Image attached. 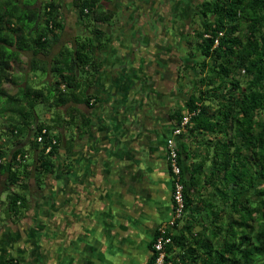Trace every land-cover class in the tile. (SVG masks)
Masks as SVG:
<instances>
[{"label":"trees","instance_id":"1","mask_svg":"<svg viewBox=\"0 0 264 264\" xmlns=\"http://www.w3.org/2000/svg\"><path fill=\"white\" fill-rule=\"evenodd\" d=\"M36 1L0 0V119L7 123L5 127L0 123V135L5 141L27 137L26 152L33 154L31 163L19 164L16 157L26 153L24 148L9 153L0 144L8 217L29 210L30 198L24 192H29L31 177L39 187L54 174L59 150L69 153L71 138L64 131L74 119L71 104L88 103L86 83L101 66L92 42L96 39L102 48L109 37L102 28L108 30L123 14V7L114 0H70L82 23L83 40H77L78 33L67 47V41H62L64 0H40L35 5ZM183 3L190 7L189 26L182 35L183 50L175 54L174 72L184 99L171 115L174 122L166 140L183 116L189 119L174 139L178 174L167 158L165 140L172 214L155 229L146 264L156 259L153 244L160 226L169 239L164 250L170 264H264V0ZM174 17L182 24L178 15ZM23 54L28 56L29 69L51 74L50 91L12 75L13 64ZM84 71L87 74L78 77ZM7 83L16 85V92L9 93ZM81 84L85 88L78 94ZM40 103L56 106L53 125L39 121L35 107ZM65 167L68 173L70 164ZM177 185L182 208L170 223L178 207L173 197ZM207 186L212 192L204 193ZM6 264L20 263L9 256Z\"/></svg>","mask_w":264,"mask_h":264},{"label":"crops","instance_id":"2","mask_svg":"<svg viewBox=\"0 0 264 264\" xmlns=\"http://www.w3.org/2000/svg\"><path fill=\"white\" fill-rule=\"evenodd\" d=\"M64 18L67 23L65 13ZM102 29L110 34L115 28ZM119 44L112 50L107 43L101 48L96 39L92 42L101 66L88 76V103L71 104L69 153L59 150L58 165L43 180L44 189L31 177L28 189L36 196L30 198L32 206L26 214L0 221V264H6L9 256L20 264H146L155 229L172 214L165 140L174 122L171 115L182 105L184 94L176 85L174 63L168 61L173 58L170 43L162 41L163 52L155 46L152 51L137 50L135 42ZM25 59L21 55L14 67ZM21 72L13 68L12 75ZM27 139L0 138V144L9 153L16 148L26 152ZM25 154L26 159L33 156ZM5 180L0 174L4 209ZM208 191L212 192L207 186L204 193Z\"/></svg>","mask_w":264,"mask_h":264},{"label":"rangeland","instance_id":"3","mask_svg":"<svg viewBox=\"0 0 264 264\" xmlns=\"http://www.w3.org/2000/svg\"><path fill=\"white\" fill-rule=\"evenodd\" d=\"M33 0H31L32 3ZM40 0H37L35 5L39 4ZM184 0H174L172 3V0H114V4L123 7L122 16L116 17L113 21V28L114 32L108 34L109 37L105 43H107L108 47L112 48V50H116L117 46L118 48L121 47L119 42L121 43V40L124 42H128V45L131 46L133 42L137 43V50H144V51H152L151 48L153 46L159 47L158 50L163 52V49L161 48L162 41H167L172 45V51L174 52V55L177 53H180V51L183 50L184 44L181 42L182 35L185 34V32L188 31L189 24L186 22L188 20L190 7L187 6V4L183 3ZM194 0H192L193 2ZM111 4H105V7L110 8ZM70 4V0H64V9L63 13L67 16L68 22L65 25V34L62 37V41H68L73 38V36L79 33V30L81 25L77 23V18L75 11ZM166 11V12H165ZM148 15L147 17L144 15ZM175 15H178V19L181 23H178L177 20H175ZM119 16V15H118ZM173 17V19H172ZM169 20V21H168ZM170 28V29H164V27ZM83 29V28H82ZM119 29V30H117ZM117 30V31H116ZM169 30V31H168ZM173 30V31H172ZM163 31V32H162ZM172 32V33H171ZM164 33V34H163ZM107 34V33H106ZM110 35H113V38L110 37ZM164 35V38L161 36ZM186 39H192L190 35L185 36ZM77 40H83V36L79 33ZM153 44V45H152ZM65 46H70V42L64 43ZM151 49V50H150ZM182 49V50H181ZM126 51V50H125ZM130 52V49H129ZM161 57L163 58L164 53H160ZM25 55V54H23ZM150 57V56H148ZM175 60L173 58H168L169 62H172L177 64L178 59L176 58V55L174 56ZM25 58L28 59V56L25 55ZM24 60L22 64L15 65L17 68H13L16 72L17 70L22 71L21 74L16 73L14 76L19 77L20 81L23 83L27 82L30 86L41 88L43 87L47 92L50 91L51 87L49 86L51 82H49L48 75H51L47 72H42L41 70H31L28 69L27 66V60ZM165 59V57L163 58ZM173 65V64H171ZM173 65V66H174ZM186 76V73H184ZM80 76H85L84 72H80ZM188 76V75H187ZM52 77V76H51ZM52 80V78H51ZM20 81H18V84H20ZM187 82H185L183 85H186ZM81 89L85 88L83 84H81ZM6 90L9 93H14L17 90L16 85L12 84H5L4 85ZM178 87V86H177ZM3 99L0 98V101ZM35 111L37 114V117L39 121L45 122L47 125H53L56 121H54V117L56 115L57 108L55 105L47 106L46 104H38L35 107ZM8 114H5L7 116ZM1 126L5 127L7 126V123L4 121L1 122ZM59 127V126H58ZM70 128H72V125L69 126V132L66 131V134L68 136L69 133L72 134V131L70 132ZM55 133H57L59 130L53 128ZM77 132H74V136L72 137L74 140H76ZM0 138H3V136L0 135ZM13 138L12 140H14ZM12 140L8 141L11 142ZM33 160V156H30L27 158L25 163H31ZM42 188L44 189V183L42 184ZM16 191H19L18 188H15ZM32 191V190H31ZM24 192V196L27 198H31L36 196V194H33V192ZM36 193V192H35ZM71 195V194H70ZM71 197V196H70ZM69 197V198H70ZM75 198V195L72 196ZM30 208L32 206V203L30 201ZM29 208V209H30ZM46 209L52 208L51 206H46ZM55 208V207H54ZM59 212V210H56ZM23 211V214H26ZM51 214H53V210L51 209ZM7 214L6 210L3 208V206H0V221L5 220Z\"/></svg>","mask_w":264,"mask_h":264},{"label":"built area","instance_id":"4","mask_svg":"<svg viewBox=\"0 0 264 264\" xmlns=\"http://www.w3.org/2000/svg\"><path fill=\"white\" fill-rule=\"evenodd\" d=\"M188 116H183L181 122H180V126L175 128L172 132V137L167 138L166 140V149H167V158L171 161L172 163V168H173V172L175 174H178V168L175 165V158H176V145H175V136H177L182 127L185 126L188 123ZM45 132V130H42V134ZM42 140V136H38L37 141H41ZM53 143H55V140L52 141ZM49 150V147L46 149V152ZM27 157L26 154H24L23 156H21L20 154L17 155L16 157V161L21 164L22 161H24V159ZM174 200L176 202V204L178 205V207L174 210L172 218L170 220V223L173 222L174 218H177L180 216L181 213V208H182V197H181V186L177 185L176 186V190L174 192ZM174 216V217H173ZM164 226H160L159 227V231H160V235L157 237L156 241L153 244V248L156 251V259L152 262V263H148V264H170V262H166L165 261V250H164V245L169 241V239L164 238V233L165 230L163 228Z\"/></svg>","mask_w":264,"mask_h":264}]
</instances>
